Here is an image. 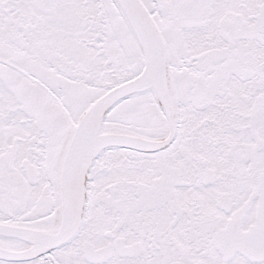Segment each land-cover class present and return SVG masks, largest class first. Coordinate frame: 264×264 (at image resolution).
Instances as JSON below:
<instances>
[{"label":"snow or ice","instance_id":"snow-or-ice-1","mask_svg":"<svg viewBox=\"0 0 264 264\" xmlns=\"http://www.w3.org/2000/svg\"><path fill=\"white\" fill-rule=\"evenodd\" d=\"M0 264H264V0H0Z\"/></svg>","mask_w":264,"mask_h":264}]
</instances>
